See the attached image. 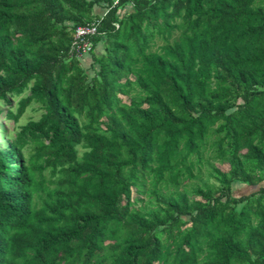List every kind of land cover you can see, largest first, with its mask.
I'll list each match as a JSON object with an SVG mask.
<instances>
[{
  "label": "trees",
  "instance_id": "1",
  "mask_svg": "<svg viewBox=\"0 0 264 264\" xmlns=\"http://www.w3.org/2000/svg\"><path fill=\"white\" fill-rule=\"evenodd\" d=\"M1 102L0 264H264V0H0Z\"/></svg>",
  "mask_w": 264,
  "mask_h": 264
},
{
  "label": "rangeland",
  "instance_id": "2",
  "mask_svg": "<svg viewBox=\"0 0 264 264\" xmlns=\"http://www.w3.org/2000/svg\"><path fill=\"white\" fill-rule=\"evenodd\" d=\"M97 8H99V7H97ZM97 8H95V10ZM128 8L125 9V12H127L129 10ZM100 48H102V46H100L99 49H97V50H100ZM90 58L91 57H89V56H87V57L85 56L82 59V62L84 64L85 68L89 69V67L91 66L92 61H91ZM90 73L93 74L94 72L90 71ZM16 102H17V99H16ZM124 102L125 103H130V99L127 98V97H124ZM16 108L17 107H16V104H15L14 111H16ZM8 109H9L8 105H6L4 102L0 103V110L4 111L0 115V148H6L9 145V141L5 138V136H6L5 130L11 131L12 132V136L15 137L16 134H17L16 132L22 131V128L24 126L28 125L31 121H38L41 118V115H42V111L38 110V105H33L27 110V112L23 115V117L20 119V121L15 124L13 121H9V120L6 119V115H7ZM35 147H36L35 143H30L25 148V154L27 155V157H29L32 153H34ZM221 167L223 168V170H228V168H229L228 165H221ZM246 187L247 186L244 183L236 182V183L233 184V190L235 191V194H238V193L242 192V189L246 188ZM133 197H137L135 193L133 194Z\"/></svg>",
  "mask_w": 264,
  "mask_h": 264
},
{
  "label": "built area",
  "instance_id": "3",
  "mask_svg": "<svg viewBox=\"0 0 264 264\" xmlns=\"http://www.w3.org/2000/svg\"><path fill=\"white\" fill-rule=\"evenodd\" d=\"M101 24V19H95L87 25L80 26L74 34L72 52L79 58L83 59L88 56L93 50L92 37L98 34V28Z\"/></svg>",
  "mask_w": 264,
  "mask_h": 264
},
{
  "label": "crops",
  "instance_id": "4",
  "mask_svg": "<svg viewBox=\"0 0 264 264\" xmlns=\"http://www.w3.org/2000/svg\"><path fill=\"white\" fill-rule=\"evenodd\" d=\"M96 8H97V7H96ZM130 8H131V7L129 6L128 9L130 10ZM101 11H102L104 14H103ZM95 12H96V14H98V15H100V16H103V15H105V13L107 12V10H106V9H103V8H97V9L95 10ZM102 14H103V15H102ZM100 50H101V49H100ZM90 59H91V61H92V58H90Z\"/></svg>",
  "mask_w": 264,
  "mask_h": 264
}]
</instances>
